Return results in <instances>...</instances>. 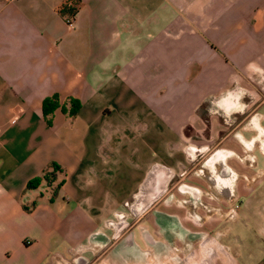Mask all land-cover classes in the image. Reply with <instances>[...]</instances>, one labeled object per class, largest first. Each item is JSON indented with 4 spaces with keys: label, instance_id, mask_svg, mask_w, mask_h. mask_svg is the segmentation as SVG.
I'll list each match as a JSON object with an SVG mask.
<instances>
[{
    "label": "crops",
    "instance_id": "obj_1",
    "mask_svg": "<svg viewBox=\"0 0 264 264\" xmlns=\"http://www.w3.org/2000/svg\"><path fill=\"white\" fill-rule=\"evenodd\" d=\"M55 95L82 106L50 126ZM214 144L211 181L240 198L264 175V0H0V264H264L259 233L236 258L199 231L226 211L204 220L198 173L167 194ZM54 164L56 193L28 189Z\"/></svg>",
    "mask_w": 264,
    "mask_h": 264
},
{
    "label": "rangeland",
    "instance_id": "obj_2",
    "mask_svg": "<svg viewBox=\"0 0 264 264\" xmlns=\"http://www.w3.org/2000/svg\"><path fill=\"white\" fill-rule=\"evenodd\" d=\"M218 147V145L214 144L210 150H202L205 151L204 153L200 154V156H198L195 160V162H192V165L189 166L188 169H185L187 171V173H184L182 176H177L174 179V182L171 184L170 186V190L167 194H170V192H174L175 188L177 186L180 185V183H184L185 180H181L182 178H189L190 174H192L193 172H196L199 174V176L202 178V181H200V185H202L203 188L206 189V192L204 194V197L206 198V202H204L201 206H200V210L202 211L203 215H204V220L208 219L211 220L214 216L216 217H220L222 215H220L221 213V208L223 207V209L226 211L225 216H222L221 219H215L216 221L214 222V224H210L206 227H199V231L200 232H205L204 235L208 236V235H212V237H214L215 239H217L218 243L220 244V241L223 242L225 244V246L223 247L222 245L219 247V245H217V249L221 248L232 254H234V256L236 258H238L237 254H241L242 253V249H246L247 253H255V249L258 248V233L260 235V237L264 238V175L262 173V171L259 169L258 174L256 175H239V180L237 181V184H241V186H243V184L245 182H251L250 186L252 188V190H248L247 192L245 191H241V196L240 198L238 197V192L237 191V185L235 184V197L232 198H228V199H221L225 198L222 195V190L218 187V183H213L211 181L210 178V169L207 167V163L208 160L211 158L212 155H215L216 153L220 152L222 154H227L228 152H225L224 150H222V148L220 150ZM190 155V154H189ZM192 156V155H191ZM190 156V158H191ZM246 159V158H245ZM245 159H242L243 162L245 161ZM254 163L252 162V160H246V162ZM245 162V163H246ZM233 164H235L236 166H240L236 161L235 163L232 162ZM248 163V165H250ZM245 165L247 168H243V174H247L245 171L248 172L249 170V166ZM190 170V171H189ZM55 170L52 169L51 171H48L49 173H53ZM204 172H206V174H204ZM57 175V178L54 180V177L50 176L49 180H43L46 182V184L51 187V189H49L52 193H55L57 187H58V172L56 171L55 173ZM248 187V186H247ZM245 189V188H244ZM243 189V190H244ZM239 190V189H238ZM239 198V199H238ZM231 199V200H230ZM210 201L215 202V206L210 205ZM251 201H258V204L256 205V207L253 208H247L248 205L251 204ZM236 211V212H233ZM247 212V216L253 215V216H257L258 217V225L257 224H250L248 221V218L246 216V219H244L245 224L243 225L244 231H248L246 234V237H248V240L246 242V244H244V241H241V237L236 235L234 236V242H233V246L228 245L224 240V236L227 232V228L232 227H236L238 224L235 223L236 226H234V222L238 221V218L240 217V215L244 212ZM142 214V211H137V209L129 207V208H124L122 209V211L119 213L120 219L122 218H128L129 219V228L132 227V224L134 225L135 222L137 221L138 217H140V215ZM237 214V215H236ZM215 218V217H214ZM237 220V221H236ZM120 224L121 221H120ZM236 228V230H234L235 232H240L242 230ZM201 234V233H200ZM208 234V235H207ZM241 236L243 235L242 233L240 234ZM257 240V241H256ZM264 241V240H263ZM235 244V246H234ZM185 247V246H184ZM264 247V245H263ZM235 251H234V249ZM186 250V248H185ZM220 250V249H219ZM186 251L183 252H178L176 256H166L165 260L163 261V264H186L185 261V257L180 256V253H185Z\"/></svg>",
    "mask_w": 264,
    "mask_h": 264
},
{
    "label": "trees",
    "instance_id": "obj_3",
    "mask_svg": "<svg viewBox=\"0 0 264 264\" xmlns=\"http://www.w3.org/2000/svg\"><path fill=\"white\" fill-rule=\"evenodd\" d=\"M76 8H69V7H65L63 9V14H70V15H74L76 13ZM69 106L70 108L68 109L66 105H62L59 99V96L55 95L53 97H49L46 98L43 101V114L45 116V118L47 119V123L48 125H52V115L54 114V112L56 110H58L59 108L62 109L63 112L68 113L70 117H76L81 109V102L76 100V99H69ZM53 169L55 170L53 173H49L46 172L43 176L41 177H36L34 179H32L29 183H28V189H35L38 188L40 186V184L42 183L43 180L48 181L49 177L53 176L54 180L57 178V175L55 174L56 171H60V168L57 164L53 165ZM60 186V185H59ZM56 193V191H55Z\"/></svg>",
    "mask_w": 264,
    "mask_h": 264
},
{
    "label": "bare ground",
    "instance_id": "obj_4",
    "mask_svg": "<svg viewBox=\"0 0 264 264\" xmlns=\"http://www.w3.org/2000/svg\"><path fill=\"white\" fill-rule=\"evenodd\" d=\"M167 175L166 176H164V181L162 182V183H160V185H161V188H163L164 187V185H165V179L167 180ZM141 198H143V196L141 197ZM144 209V207L143 208H141V209H138L137 211H141V210H143Z\"/></svg>",
    "mask_w": 264,
    "mask_h": 264
},
{
    "label": "built area",
    "instance_id": "obj_5",
    "mask_svg": "<svg viewBox=\"0 0 264 264\" xmlns=\"http://www.w3.org/2000/svg\"><path fill=\"white\" fill-rule=\"evenodd\" d=\"M49 189H51V187H49Z\"/></svg>",
    "mask_w": 264,
    "mask_h": 264
}]
</instances>
